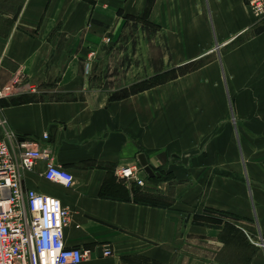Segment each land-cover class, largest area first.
<instances>
[{
  "label": "crops",
  "instance_id": "obj_1",
  "mask_svg": "<svg viewBox=\"0 0 264 264\" xmlns=\"http://www.w3.org/2000/svg\"><path fill=\"white\" fill-rule=\"evenodd\" d=\"M135 27L159 64H95ZM5 87L10 145L36 140L74 176L48 181L40 160L22 186L68 209L64 240L87 252L81 264H237L211 212L231 217L245 264H264V20L246 0H22L0 31ZM139 154L159 173L144 186L115 175Z\"/></svg>",
  "mask_w": 264,
  "mask_h": 264
},
{
  "label": "built area",
  "instance_id": "obj_2",
  "mask_svg": "<svg viewBox=\"0 0 264 264\" xmlns=\"http://www.w3.org/2000/svg\"><path fill=\"white\" fill-rule=\"evenodd\" d=\"M246 4L256 19L264 20V0H246ZM8 91L9 87L0 89V99ZM15 138L13 132L4 130L0 117V264H81L87 252L67 246L64 240L70 221L68 209L58 198L22 186L24 172L40 160L45 161L48 181L70 187L74 176L55 165L38 141L17 140L14 149L10 142ZM115 175L145 185L146 173L138 164L120 167ZM103 254L109 256L110 249L105 248Z\"/></svg>",
  "mask_w": 264,
  "mask_h": 264
},
{
  "label": "rangeland",
  "instance_id": "obj_3",
  "mask_svg": "<svg viewBox=\"0 0 264 264\" xmlns=\"http://www.w3.org/2000/svg\"><path fill=\"white\" fill-rule=\"evenodd\" d=\"M21 2L22 0H0V31L14 27L15 21L20 14ZM142 23L144 28L145 24L144 22ZM153 39L155 41V37L151 40ZM160 48L150 42L147 45V38L143 33V29L135 27L132 29L131 35L123 38L120 43L108 46L100 54L95 64H147L148 61L152 64H159L161 57ZM103 83L101 78L94 81L96 85ZM211 214H213V219H216L219 225L223 224V238L227 241V254L232 258L237 256L235 263L245 264L246 260H242L241 256L243 255L245 258L252 251L246 248L245 241L239 236L237 228L226 222V219H231V217L218 212H211Z\"/></svg>",
  "mask_w": 264,
  "mask_h": 264
},
{
  "label": "trees",
  "instance_id": "obj_4",
  "mask_svg": "<svg viewBox=\"0 0 264 264\" xmlns=\"http://www.w3.org/2000/svg\"><path fill=\"white\" fill-rule=\"evenodd\" d=\"M198 67V64L195 62H190L187 64H183L179 67L172 68L170 70L160 72L152 76L151 78H148L142 82H139L133 86L130 87V92H137L141 91L142 89H145L146 87H152L154 85L164 83L170 79L176 78L179 75H183L185 73H188ZM126 92H124L125 94ZM217 222V220H215ZM218 223V222H217Z\"/></svg>",
  "mask_w": 264,
  "mask_h": 264
},
{
  "label": "water",
  "instance_id": "obj_5",
  "mask_svg": "<svg viewBox=\"0 0 264 264\" xmlns=\"http://www.w3.org/2000/svg\"><path fill=\"white\" fill-rule=\"evenodd\" d=\"M138 160L140 165L143 167L144 171L146 172L147 176L150 178H153L155 176H159L158 172H155L147 163V160L145 158L144 154H139Z\"/></svg>",
  "mask_w": 264,
  "mask_h": 264
}]
</instances>
